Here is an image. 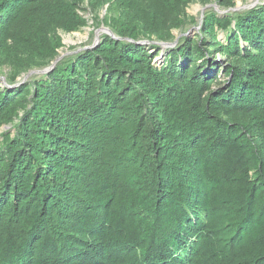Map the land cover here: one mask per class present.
I'll return each instance as SVG.
<instances>
[{
  "label": "trees",
  "instance_id": "trees-1",
  "mask_svg": "<svg viewBox=\"0 0 264 264\" xmlns=\"http://www.w3.org/2000/svg\"><path fill=\"white\" fill-rule=\"evenodd\" d=\"M83 1L0 0L9 81L87 24ZM192 1L114 0L100 23L126 39L0 86V264H264V3L209 11L156 65L134 40Z\"/></svg>",
  "mask_w": 264,
  "mask_h": 264
},
{
  "label": "rangeland",
  "instance_id": "rangeland-1",
  "mask_svg": "<svg viewBox=\"0 0 264 264\" xmlns=\"http://www.w3.org/2000/svg\"><path fill=\"white\" fill-rule=\"evenodd\" d=\"M113 1L114 0L100 3L96 11L92 13L87 5V0H84L81 5L83 9L80 10V13L87 19V24L70 32L57 29L56 33L62 38L63 45L58 49V53L54 59L47 65L32 67L22 71L12 81H9L12 67L7 63H2L0 65V86L13 89L26 83L30 79L38 78L43 74L45 68L51 66L55 59L58 58L56 61L57 63L63 58L70 57L77 52L92 48L105 34L118 39H126V37L117 36L114 28L111 27V24L105 25L100 23L102 19L110 21L112 17L116 19L123 18L121 13L122 7L118 4H114ZM262 3H264V0H234V6L230 9L224 5L218 4L216 0H193L181 11L182 15L180 16L183 18L184 23L179 27L170 28V34L167 39L160 40L155 34H153L149 38L139 37V39L134 41L143 44L152 54L158 53L156 57H154V62L158 65L164 54H166L170 48L177 46L183 40V37H187L191 40H198L200 42L199 28L202 25L205 14L209 11H214L218 13L219 16H224L233 12L243 11ZM216 35L219 40H224V33L219 29H217ZM205 37L207 40H210L209 36ZM205 37L202 36V39ZM209 50H212V47H209ZM214 56L220 61H223L225 58L218 53ZM220 79H222V77ZM11 126V124L0 125V143L2 140V133H13V128Z\"/></svg>",
  "mask_w": 264,
  "mask_h": 264
},
{
  "label": "water",
  "instance_id": "water-1",
  "mask_svg": "<svg viewBox=\"0 0 264 264\" xmlns=\"http://www.w3.org/2000/svg\"><path fill=\"white\" fill-rule=\"evenodd\" d=\"M57 59H58V58H57ZM57 59L54 60V62L51 64L50 67L45 68V70H43V73H46V72H48L50 69H52V68L54 67V65H55V63H56V61H57Z\"/></svg>",
  "mask_w": 264,
  "mask_h": 264
}]
</instances>
